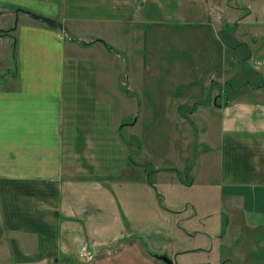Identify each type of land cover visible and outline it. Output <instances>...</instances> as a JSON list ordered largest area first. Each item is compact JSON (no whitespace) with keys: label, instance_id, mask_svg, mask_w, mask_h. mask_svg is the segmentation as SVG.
I'll list each match as a JSON object with an SVG mask.
<instances>
[{"label":"crops","instance_id":"1","mask_svg":"<svg viewBox=\"0 0 264 264\" xmlns=\"http://www.w3.org/2000/svg\"><path fill=\"white\" fill-rule=\"evenodd\" d=\"M4 2L19 6L17 12L30 19L18 46L25 61L10 80L0 79V242H6L12 264H164L159 255L175 264L180 254L194 252L178 251L171 237L176 213L159 205L143 165L131 160L129 143L119 137L136 118L122 123L112 110L113 95H125L110 76L127 66L123 61L115 67L111 55H125L130 35L158 23V4ZM258 38L264 46V36ZM240 44L251 47L250 41L220 45L234 52ZM215 77L206 85L217 83ZM239 86V97L212 101L210 115L219 116L218 142L202 154H219V193L229 197L228 204L264 213V81L248 88L253 97ZM208 106L197 110L205 112ZM188 110L179 118L191 117ZM155 167L153 172L161 171ZM145 205L158 230L163 222L152 217L166 221L169 242L140 240L136 223Z\"/></svg>","mask_w":264,"mask_h":264},{"label":"rangeland","instance_id":"2","mask_svg":"<svg viewBox=\"0 0 264 264\" xmlns=\"http://www.w3.org/2000/svg\"><path fill=\"white\" fill-rule=\"evenodd\" d=\"M4 1L0 3L4 10L0 11V79L10 80L25 61L18 46L30 19L17 12L19 6ZM153 2L160 7L158 23L141 26L136 37L130 35L125 55H111L115 67L123 61L127 66L110 76L125 95H113V116L122 123L136 118L133 127L119 131V137L129 143L131 160L143 165L159 205L176 213L171 237L178 251L194 250L180 254L175 264H264V213L251 214L228 204L229 197L219 193V154H202L218 142L219 116L210 115L212 101L239 97L240 84L245 85L246 96L253 97L248 88L264 81V46L258 38L264 36V0ZM237 41H250L251 47L240 44L234 52L221 50L222 42L234 46ZM211 75L217 83L207 86ZM205 105L208 109L198 112ZM190 107L193 115L180 119ZM154 167L161 171L153 172ZM146 207L136 223L140 240L169 242L164 237L170 230L164 227L166 221L152 217L163 222L158 230ZM8 255L6 242H0V264L13 263Z\"/></svg>","mask_w":264,"mask_h":264},{"label":"water","instance_id":"3","mask_svg":"<svg viewBox=\"0 0 264 264\" xmlns=\"http://www.w3.org/2000/svg\"><path fill=\"white\" fill-rule=\"evenodd\" d=\"M41 21L44 22L45 24H47L45 21H43V20H41ZM157 258L162 260L164 262V264H173V262L164 255H159V256H157Z\"/></svg>","mask_w":264,"mask_h":264},{"label":"trees","instance_id":"4","mask_svg":"<svg viewBox=\"0 0 264 264\" xmlns=\"http://www.w3.org/2000/svg\"><path fill=\"white\" fill-rule=\"evenodd\" d=\"M33 17H35L37 19H42L43 20V18H41V16H35V15H33Z\"/></svg>","mask_w":264,"mask_h":264}]
</instances>
